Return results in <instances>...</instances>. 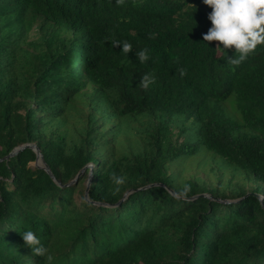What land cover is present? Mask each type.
Masks as SVG:
<instances>
[{"label": "trees", "instance_id": "16d2710c", "mask_svg": "<svg viewBox=\"0 0 264 264\" xmlns=\"http://www.w3.org/2000/svg\"><path fill=\"white\" fill-rule=\"evenodd\" d=\"M210 11L0 0V159L36 144L61 183L29 148L0 163V264H49L25 230L51 264H264V47L227 62ZM197 157L206 176L185 177Z\"/></svg>", "mask_w": 264, "mask_h": 264}, {"label": "clouds", "instance_id": "9594fccd", "mask_svg": "<svg viewBox=\"0 0 264 264\" xmlns=\"http://www.w3.org/2000/svg\"><path fill=\"white\" fill-rule=\"evenodd\" d=\"M124 2L125 0H116L117 5H122ZM202 2L211 8L207 17L211 27L203 34V41L219 42L216 48L224 52L233 48L238 56L228 57L227 62L239 65L257 49V46L264 47V0H202ZM110 43L112 47L119 45L120 51L125 55L133 49L132 44L126 40H112ZM135 56L141 64H144L150 58L149 50L142 48L135 52ZM177 71L183 76L186 70L179 68ZM152 82L154 77L145 74L141 77L140 86L147 88ZM115 181L120 183L122 178L116 177ZM19 234L25 247L33 254L45 257L51 264L53 256L31 230Z\"/></svg>", "mask_w": 264, "mask_h": 264}, {"label": "water", "instance_id": "95a60500", "mask_svg": "<svg viewBox=\"0 0 264 264\" xmlns=\"http://www.w3.org/2000/svg\"><path fill=\"white\" fill-rule=\"evenodd\" d=\"M27 148H29V149H32L35 153H36V155H37V159H36V162L34 163V165L36 166V167H38V168H42V169H44L46 172H47V174L58 184V185H61V183L59 182V181H56V179H55V177H54V175L52 174V172H51V170H50V168L48 167V165H46V163L44 162V158H43V156H42V154H41V151L39 150V148L36 146V144H26V145H23V146H20V147H17V148H15L8 156H6L5 158H2V159H0V163L1 162H3V161H7V160H9V159H11V158H13V157H15V156H17L21 151H23L24 149H27ZM91 168H92V166H91ZM82 174V173H81ZM81 174H79L70 184H68L67 186H71V185H73V184H75L77 181H78V179H79V177H80V175ZM91 175H92V169H91V173H90V177H89V180H88V183H87V189H86V192H85V197H86V199L88 200V198H89V196H88V194H89V188H90V185H91V180H92V177H91ZM153 186V185H152ZM151 186H147V187H145V188H142V189H147V188H150ZM133 191H129V192H127L126 194H125V197L124 198H127L128 197V195L129 194H131ZM171 193L174 195V193L171 191ZM204 197H208V195H206V194H203V195H199V196H196V197H194V198H192V199H190V200H195V199H197V198H204ZM259 197V199L261 200V202H262V197H260V196H258ZM226 203H230V202H227L226 201Z\"/></svg>", "mask_w": 264, "mask_h": 264}, {"label": "rangeland", "instance_id": "374dc122", "mask_svg": "<svg viewBox=\"0 0 264 264\" xmlns=\"http://www.w3.org/2000/svg\"><path fill=\"white\" fill-rule=\"evenodd\" d=\"M198 160H201V159L200 158L198 159V157L193 158V159H190L187 163L182 165V170L184 171L183 174L185 177H189L190 175H193L195 173H198L200 176H203V177L206 176L201 168H196V163L198 162ZM33 166L35 167V165H33ZM91 166H90V169H92ZM204 169H205V167H204Z\"/></svg>", "mask_w": 264, "mask_h": 264}]
</instances>
